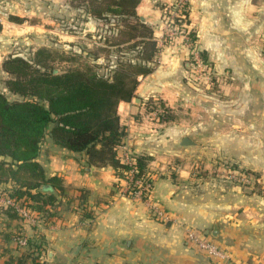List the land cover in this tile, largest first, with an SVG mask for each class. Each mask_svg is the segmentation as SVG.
Wrapping results in <instances>:
<instances>
[{
    "label": "crops",
    "instance_id": "crops-1",
    "mask_svg": "<svg viewBox=\"0 0 264 264\" xmlns=\"http://www.w3.org/2000/svg\"><path fill=\"white\" fill-rule=\"evenodd\" d=\"M190 6L215 80L205 97L196 104L185 94L182 120H148V98L164 94L174 107L168 91L176 85L164 77L179 70L153 69L118 109L125 129L119 157L147 158L152 197L174 221H159L146 202L129 196L127 180L112 167L89 166L83 154L48 144L38 161L61 179L54 214L32 212L28 220L0 202V264H14L27 249L12 239L16 233L41 251L36 264H217L187 243V227L227 250V264H264V193L255 191L264 188V0H190ZM185 137L191 144H181ZM218 171L227 176L217 178ZM10 187L0 184V195Z\"/></svg>",
    "mask_w": 264,
    "mask_h": 264
},
{
    "label": "trees",
    "instance_id": "trees-1",
    "mask_svg": "<svg viewBox=\"0 0 264 264\" xmlns=\"http://www.w3.org/2000/svg\"><path fill=\"white\" fill-rule=\"evenodd\" d=\"M81 2L95 18L117 19L121 30L129 33L127 48L136 50L133 57H119L109 76L97 71L100 64L87 61L59 70L57 63H72L78 54L45 47L30 58L11 54L1 64L5 77L0 80V184L11 186L5 188L6 195L15 203L47 219L54 214L62 184L38 161L45 144L83 154L89 166H110L120 179L129 178L132 167L118 152L125 137L118 109L133 100L141 78L153 71L158 52L153 27L136 12L141 0ZM133 166L135 181L152 183L146 157L135 156ZM4 211L19 217L14 208ZM21 236L16 233L12 239ZM34 247L28 240L14 264H36L41 251Z\"/></svg>",
    "mask_w": 264,
    "mask_h": 264
},
{
    "label": "rangeland",
    "instance_id": "rangeland-1",
    "mask_svg": "<svg viewBox=\"0 0 264 264\" xmlns=\"http://www.w3.org/2000/svg\"><path fill=\"white\" fill-rule=\"evenodd\" d=\"M81 3V0H0V80L5 77L1 64L7 56L16 54L30 58L41 47L78 54L72 63H57L59 70L79 67L87 61L100 64L97 71L105 76L112 73L119 57H133L136 50L127 48L131 43L129 33L121 30L117 19L95 18L86 13ZM190 7V0H141L137 6V15L153 27L158 44L151 67L167 72L179 68L170 78H167L170 75L164 77L166 81L175 82L176 87L169 85L168 91L175 93L174 107L166 105L168 100L164 94L150 97L144 110L148 120H157L160 116L166 119L170 115H180L182 120L180 111L188 103L187 95L198 104L199 99L205 97L207 85L215 81L211 62L200 52L197 28L190 24L189 15H186L190 14ZM13 17L23 21L17 22ZM81 53V56L90 54L85 58L79 57ZM95 56L97 61L93 60ZM143 80L144 77L140 83ZM197 112L194 107L193 114ZM200 173L199 168L195 170L197 176ZM217 173L212 176L225 178V172ZM255 191L262 194L264 188L256 185Z\"/></svg>",
    "mask_w": 264,
    "mask_h": 264
},
{
    "label": "built area",
    "instance_id": "built-area-1",
    "mask_svg": "<svg viewBox=\"0 0 264 264\" xmlns=\"http://www.w3.org/2000/svg\"><path fill=\"white\" fill-rule=\"evenodd\" d=\"M122 160L124 163L131 165L132 167L131 171L129 172V178L127 179L129 187L127 189V194L133 198L140 199L146 202L151 214H153L155 218H157L159 221H174L170 217V214L161 205H159V203L154 201L152 197V183L145 182L141 179L136 181L133 179V165L135 163V156L127 155ZM228 176L230 178H234L235 180L243 184L251 183V180L247 175L230 172ZM6 194L7 193H3L2 195H0L1 203L13 207L26 219H33V213L29 209L18 205L13 200H11ZM185 239L188 244L198 249L200 252H202L204 255H206L208 258H210L217 264H227L230 261V254L227 250H224L215 243L211 242L202 234L201 231L197 230L196 228L187 227L185 230ZM15 241L20 247H26L28 243V239L24 236L17 238Z\"/></svg>",
    "mask_w": 264,
    "mask_h": 264
},
{
    "label": "water",
    "instance_id": "water-1",
    "mask_svg": "<svg viewBox=\"0 0 264 264\" xmlns=\"http://www.w3.org/2000/svg\"><path fill=\"white\" fill-rule=\"evenodd\" d=\"M181 144L182 145H189V144H191V140L189 138L185 137V138H183ZM212 235H214V233H212Z\"/></svg>",
    "mask_w": 264,
    "mask_h": 264
}]
</instances>
